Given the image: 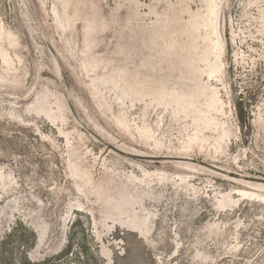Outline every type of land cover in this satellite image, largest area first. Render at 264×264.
Segmentation results:
<instances>
[{
	"label": "rangeland",
	"instance_id": "obj_1",
	"mask_svg": "<svg viewBox=\"0 0 264 264\" xmlns=\"http://www.w3.org/2000/svg\"><path fill=\"white\" fill-rule=\"evenodd\" d=\"M0 264H264V0H0Z\"/></svg>",
	"mask_w": 264,
	"mask_h": 264
}]
</instances>
